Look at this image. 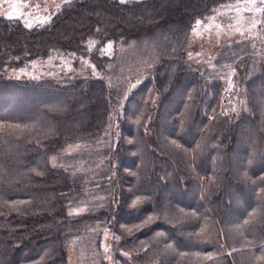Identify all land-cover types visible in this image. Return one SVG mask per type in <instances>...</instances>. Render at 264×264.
<instances>
[{"label": "trees", "instance_id": "16d2710c", "mask_svg": "<svg viewBox=\"0 0 264 264\" xmlns=\"http://www.w3.org/2000/svg\"><path fill=\"white\" fill-rule=\"evenodd\" d=\"M237 1L70 0L45 24L0 17V264H72L73 247L77 264H103L105 230L115 264H264V66L247 41L186 55L197 23ZM130 45L154 64L125 93ZM55 56L102 75L15 77Z\"/></svg>", "mask_w": 264, "mask_h": 264}, {"label": "rangeland", "instance_id": "374dc122", "mask_svg": "<svg viewBox=\"0 0 264 264\" xmlns=\"http://www.w3.org/2000/svg\"><path fill=\"white\" fill-rule=\"evenodd\" d=\"M70 0H0V17H8L15 14L19 9V17L27 25L45 24L50 21L63 3ZM247 41L254 50L253 56L258 57L257 64L264 66V3L261 0H241L230 3L218 9L205 21H199L192 30L191 41L186 55L194 63H202L215 57L225 44ZM114 46H107L105 53L113 54ZM136 48L121 47L118 52L121 67L118 70L119 79L125 85L129 93L134 87L142 82L149 74L154 62L150 52L145 54L144 47ZM78 62V63H77ZM100 71L89 58L74 61L71 58L55 56L42 61H35L30 67L19 70L15 77L46 78L70 80L78 77H101ZM227 83L222 94L225 101V92L234 87L232 77L225 80ZM234 99L231 103H234ZM223 111L229 112L231 103L225 101ZM229 106V107H228ZM81 209H76L79 212ZM114 234L103 231L101 250L103 253V264H115L113 254L116 250ZM71 263L77 264L75 248L71 249Z\"/></svg>", "mask_w": 264, "mask_h": 264}, {"label": "snow or ice", "instance_id": "6c2138e0", "mask_svg": "<svg viewBox=\"0 0 264 264\" xmlns=\"http://www.w3.org/2000/svg\"><path fill=\"white\" fill-rule=\"evenodd\" d=\"M121 2H123V0H121ZM253 2H254V0H253ZM261 3H264V0H261ZM18 17H19V9L17 8L15 14H9L7 18L14 19V18H18ZM30 26L31 25H29V27ZM138 203H139V200L133 201V204H138ZM262 259H264V258H262Z\"/></svg>", "mask_w": 264, "mask_h": 264}, {"label": "built area", "instance_id": "2783aa9c", "mask_svg": "<svg viewBox=\"0 0 264 264\" xmlns=\"http://www.w3.org/2000/svg\"><path fill=\"white\" fill-rule=\"evenodd\" d=\"M224 99L225 101H228L229 103H231L234 99V95L231 89H228L225 94H224Z\"/></svg>", "mask_w": 264, "mask_h": 264}]
</instances>
